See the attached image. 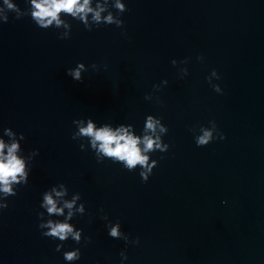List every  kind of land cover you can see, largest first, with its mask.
I'll return each instance as SVG.
<instances>
[{"label":"water","instance_id":"1","mask_svg":"<svg viewBox=\"0 0 264 264\" xmlns=\"http://www.w3.org/2000/svg\"><path fill=\"white\" fill-rule=\"evenodd\" d=\"M10 2L16 10L0 0V139L18 140L4 135L8 127L24 134L26 170L30 152L39 154L28 184L0 211V264H68L63 252L75 248L74 264H264V0H121L122 14L115 0H92L123 27L89 31L61 12L72 27L65 40L58 35L67 28L41 29L30 4ZM80 62L83 82L67 75ZM213 69L222 94L206 79ZM149 114L163 118L170 147L148 154L158 166L146 183L139 166L99 163L90 147L80 150L87 141L72 139L73 120L87 118L97 127L131 125L142 137ZM211 120L225 139L197 147ZM59 183L67 194L58 206L80 193L67 222L84 231L80 244L69 239L57 252L61 242L41 235L37 212L45 211L43 192L64 190ZM69 211L45 219L63 221ZM117 221L139 244L108 236L105 225Z\"/></svg>","mask_w":264,"mask_h":264},{"label":"clouds","instance_id":"2","mask_svg":"<svg viewBox=\"0 0 264 264\" xmlns=\"http://www.w3.org/2000/svg\"><path fill=\"white\" fill-rule=\"evenodd\" d=\"M27 4H30V18L41 29H49L50 26L55 24L56 28L63 26L69 31L63 35H58V39L65 40L71 36V26L65 21L60 19V13L63 12L69 15L72 19L83 23L85 29L91 31L94 27L98 28L101 25H115L116 27H123L124 21L121 18L114 17L112 13L102 17L101 13L105 12V7L97 4L96 7H92V0H25ZM4 3L9 9L16 10L17 6L12 4L10 0H4ZM118 14L126 12V3H121V0H115L114 5ZM89 14H91V22H89ZM22 18L17 16L16 19ZM4 22H8V18H4ZM201 61L203 56H199ZM173 66L177 65V60L171 61ZM93 69L97 68L96 64L91 66ZM88 69L82 62L78 63L74 68L67 69V75L74 81L83 82V73ZM188 74V69L183 70V76ZM212 77L219 80L221 77L215 69L212 70L211 75L206 79L212 89L222 94L223 89L219 84L212 83ZM168 81H162L163 85H167ZM154 90L159 91L160 85H153ZM146 100L151 99V94L145 96ZM162 117H158L149 114L145 118L144 135L137 136L131 131V125L125 127L123 125L113 129L111 126L105 124L101 127H97L91 118L87 119H75L73 124L76 127V131L72 134L73 140L87 141L80 143L79 147L81 151H87L90 149L94 152L97 162L102 163L104 160H111L113 163L120 164L124 169L129 172H134L137 166L140 168L139 175L142 182H147L153 173L154 168L158 166V161L152 159L150 161L149 153L154 152H167L170 145L162 140V136L168 133V127L162 122ZM212 124L211 128L200 126V132L202 134L195 136L194 140L197 147H206L216 139H225L223 133L218 130L216 122L214 120L209 121ZM195 126L190 128V131H194ZM3 133L9 137H16L12 142L6 143L4 139H0V211L9 207L8 197H14L17 195L18 186H24L28 184L29 175L31 172V161L39 154V150L36 149L30 152L31 159L28 162L27 170L25 159L18 155L21 150V141L25 140L24 134L13 131L12 128H4ZM215 133V135H214ZM63 191H57L55 187H51L50 191L46 190L42 193V200L40 208L45 211L37 212L39 219L38 227L41 229V235L50 238L52 240H59L61 243L56 245V251L60 252L63 248V243L69 239H72L77 244H80L83 234V228H74V226L68 223V220L73 218L74 205L81 200L80 193H76L70 201H64L63 206H58V200L67 194L64 183H59ZM54 193V195H53ZM226 203V202H222ZM67 208L70 211L63 221L59 219H45L47 217H63L64 209ZM83 216L86 212L85 204L80 203L79 207L75 209ZM103 209H101V212ZM107 220L106 215L101 217ZM105 227L108 229V236L112 239L123 240L125 244H139V238L130 240L129 235L121 229L119 221L112 223L108 222ZM86 242H90V238H84ZM120 256L122 260H126V251L121 250ZM81 250L75 248L72 250L63 252V259L68 264H74L75 261L80 260Z\"/></svg>","mask_w":264,"mask_h":264}]
</instances>
